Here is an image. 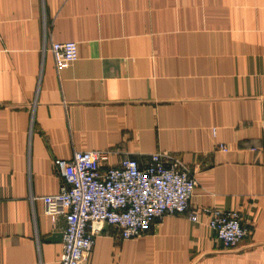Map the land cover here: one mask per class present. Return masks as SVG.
Masks as SVG:
<instances>
[{
	"label": "crops",
	"instance_id": "crops-1",
	"mask_svg": "<svg viewBox=\"0 0 264 264\" xmlns=\"http://www.w3.org/2000/svg\"><path fill=\"white\" fill-rule=\"evenodd\" d=\"M65 40L79 57L58 70ZM76 150L103 169L161 152L197 179V220L97 222L89 263L264 264V0H0V264H60L66 217L43 198ZM203 207L248 234L224 246Z\"/></svg>",
	"mask_w": 264,
	"mask_h": 264
},
{
	"label": "built area",
	"instance_id": "built-area-1",
	"mask_svg": "<svg viewBox=\"0 0 264 264\" xmlns=\"http://www.w3.org/2000/svg\"><path fill=\"white\" fill-rule=\"evenodd\" d=\"M50 49L58 70L79 57L76 40L52 41ZM218 147L227 149L224 143ZM54 162L62 176L60 191L43 199L47 214L66 217L60 264H91L93 237L102 229L97 222L115 224L123 238H133L166 214L198 218L199 210L190 208L197 179L179 158L167 162L163 153L155 152L146 165L125 157L103 169L100 151L76 150L71 159ZM200 210L209 216L208 225L224 246L236 245L248 234L238 211Z\"/></svg>",
	"mask_w": 264,
	"mask_h": 264
}]
</instances>
